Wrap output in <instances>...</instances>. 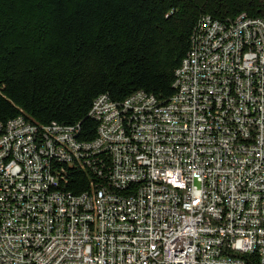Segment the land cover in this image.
<instances>
[{
  "label": "built area",
  "instance_id": "obj_1",
  "mask_svg": "<svg viewBox=\"0 0 264 264\" xmlns=\"http://www.w3.org/2000/svg\"><path fill=\"white\" fill-rule=\"evenodd\" d=\"M172 88L99 96L89 143L0 123V264H264V17H202ZM76 163L102 180L78 196Z\"/></svg>",
  "mask_w": 264,
  "mask_h": 264
},
{
  "label": "trees",
  "instance_id": "obj_2",
  "mask_svg": "<svg viewBox=\"0 0 264 264\" xmlns=\"http://www.w3.org/2000/svg\"><path fill=\"white\" fill-rule=\"evenodd\" d=\"M241 15L263 18L264 0H0V123L78 126L92 142L96 98L144 92L166 104L200 19ZM66 175L61 191L74 196L102 181L77 163Z\"/></svg>",
  "mask_w": 264,
  "mask_h": 264
}]
</instances>
